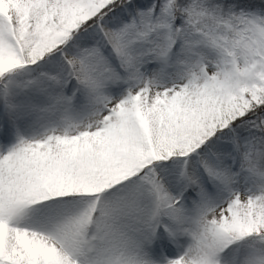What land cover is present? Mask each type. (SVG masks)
<instances>
[{"label": "snow or ice", "instance_id": "6c2138e0", "mask_svg": "<svg viewBox=\"0 0 264 264\" xmlns=\"http://www.w3.org/2000/svg\"><path fill=\"white\" fill-rule=\"evenodd\" d=\"M0 264H264V0H0Z\"/></svg>", "mask_w": 264, "mask_h": 264}]
</instances>
